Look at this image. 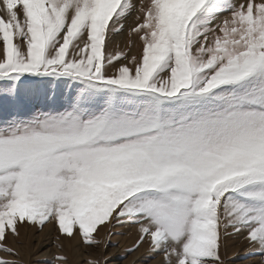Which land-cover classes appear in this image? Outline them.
Returning <instances> with one entry per match:
<instances>
[{
    "label": "snow or ice",
    "instance_id": "obj_1",
    "mask_svg": "<svg viewBox=\"0 0 264 264\" xmlns=\"http://www.w3.org/2000/svg\"><path fill=\"white\" fill-rule=\"evenodd\" d=\"M133 11L138 53L109 51ZM52 222L136 225L166 264L242 235L264 264V0H0V252Z\"/></svg>",
    "mask_w": 264,
    "mask_h": 264
},
{
    "label": "rangeland",
    "instance_id": "obj_2",
    "mask_svg": "<svg viewBox=\"0 0 264 264\" xmlns=\"http://www.w3.org/2000/svg\"><path fill=\"white\" fill-rule=\"evenodd\" d=\"M135 15L133 11L124 21L123 31L112 37L109 51H125L129 56L138 53L140 43L136 37L131 38L132 47L128 46V33L135 26ZM19 232V237L9 235L6 246L12 247L20 255L13 257L0 252V258L16 260L17 264H56V256L66 257V264H88L90 260L99 264H166L163 253L151 251L147 240L134 252L127 251L139 238L136 225L112 222L100 226L95 234V238L101 241L98 246L84 245L78 234L71 238L61 236L54 222L46 223L42 228L25 224L19 227ZM250 247L242 235L225 237L220 255L225 264H262L259 256L249 253Z\"/></svg>",
    "mask_w": 264,
    "mask_h": 264
},
{
    "label": "bare ground",
    "instance_id": "obj_3",
    "mask_svg": "<svg viewBox=\"0 0 264 264\" xmlns=\"http://www.w3.org/2000/svg\"><path fill=\"white\" fill-rule=\"evenodd\" d=\"M137 0H135V2H136Z\"/></svg>",
    "mask_w": 264,
    "mask_h": 264
}]
</instances>
